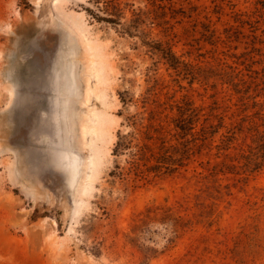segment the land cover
I'll list each match as a JSON object with an SVG mask.
<instances>
[{"label": "rangeland", "instance_id": "rangeland-1", "mask_svg": "<svg viewBox=\"0 0 264 264\" xmlns=\"http://www.w3.org/2000/svg\"><path fill=\"white\" fill-rule=\"evenodd\" d=\"M0 264H264V0H0Z\"/></svg>", "mask_w": 264, "mask_h": 264}, {"label": "trees", "instance_id": "trees-1", "mask_svg": "<svg viewBox=\"0 0 264 264\" xmlns=\"http://www.w3.org/2000/svg\"><path fill=\"white\" fill-rule=\"evenodd\" d=\"M165 55H166V58L169 60L170 65L173 66L174 68H176V66H178V63H179V59L177 58V56L173 52H171V50H170V52L169 51L165 52ZM191 120L193 121L192 118H191ZM192 121L190 122L188 128L186 127V124H184V123L180 124L181 125L180 127L183 129L190 130L193 128V122ZM129 122L135 126L137 123L135 116L133 118H129ZM133 141H134V136L131 133H128L127 134V141L125 140L123 142H118L117 145L119 147L127 145V148H130L131 145L133 144ZM135 147H137V145ZM145 154H146V152L144 151L143 148H139V149L137 148L136 152H134L132 154V158H133V160L131 161L132 167H134L135 169H139V160H141V156H144ZM161 166H163V165L157 164V165H154L152 168H158ZM166 168L168 170H171V168H173V167L172 166H166Z\"/></svg>", "mask_w": 264, "mask_h": 264}, {"label": "bare ground", "instance_id": "bare-ground-1", "mask_svg": "<svg viewBox=\"0 0 264 264\" xmlns=\"http://www.w3.org/2000/svg\"><path fill=\"white\" fill-rule=\"evenodd\" d=\"M89 94H90V90L88 89V92H87V95L89 96ZM86 126L85 125H83V130L85 131L86 130Z\"/></svg>", "mask_w": 264, "mask_h": 264}]
</instances>
